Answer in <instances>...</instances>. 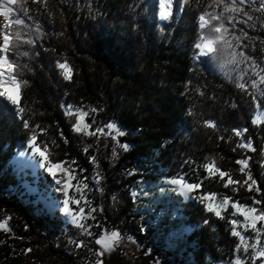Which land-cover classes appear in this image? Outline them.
I'll list each match as a JSON object with an SVG mask.
<instances>
[{
  "label": "trees",
  "instance_id": "trees-1",
  "mask_svg": "<svg viewBox=\"0 0 264 264\" xmlns=\"http://www.w3.org/2000/svg\"><path fill=\"white\" fill-rule=\"evenodd\" d=\"M177 2L173 0V17L164 21L159 18V0H42L39 5L18 0L13 8L30 9L26 22L30 27L12 23L7 30L14 45L18 32L22 40L35 41L19 47V52L28 54L18 60L28 65V70L19 73L28 81L20 89L23 118L46 129L42 134L36 129L38 146L43 149L47 144L50 162L65 161L64 167L72 173L99 177L98 204L103 217L142 244L148 238L135 220L129 191L140 178L157 182L186 174L192 182L203 181L200 194L227 195L241 206H251L253 195L264 197L242 186L246 175L235 163L251 157L253 178L264 189V121L252 123L258 109L250 94L255 90L249 87L245 92L234 81L249 61L239 63L242 58L237 56L233 62L228 55L220 60L194 59V44L202 34L198 16L221 12L223 5L216 7V0H188L181 11ZM237 7L243 11L226 15L242 19L243 12L251 10L253 17L262 19L230 28L225 39L236 45L235 34L243 43L226 51L243 50L264 67V27L260 26L264 12L256 10L257 4ZM16 18L14 11L10 20ZM241 28L252 39L245 38ZM58 62L69 64L72 80L64 79ZM250 79L257 77L248 69L244 80ZM259 87L264 90V84ZM67 105L73 111L95 107L99 125L118 122L126 130L120 141L130 145L129 150L116 148L109 137L97 139L75 132L78 114L68 115ZM260 108L264 109V98ZM205 121L215 122L216 127H208ZM239 128L248 129L244 137L252 138L255 151L238 147L244 138L233 129ZM30 134L18 113L0 98V208L9 216L11 230L0 239V264H32L35 258L42 260L39 264H85L88 258L67 238V234H80L78 228L65 226L56 217L37 215L6 196L7 190L18 185L12 159L27 146ZM204 164H214L241 184L225 188V180L205 177ZM135 168L144 174L127 175ZM113 196L117 199L112 200ZM172 202L180 209L178 224L191 230L184 240L196 264L229 262L237 256L239 238L232 234L230 220L241 217L231 204L221 219L208 213L199 200L174 196Z\"/></svg>",
  "mask_w": 264,
  "mask_h": 264
},
{
  "label": "snow or ice",
  "instance_id": "snow-or-ice-1",
  "mask_svg": "<svg viewBox=\"0 0 264 264\" xmlns=\"http://www.w3.org/2000/svg\"><path fill=\"white\" fill-rule=\"evenodd\" d=\"M18 0H0V17H3L5 21L3 25L4 34L2 37V43H0V77H5L7 75L8 80L11 81V84L15 88V94L8 91L7 88L4 91H0V98L3 99V102L7 103L12 110L17 112L18 115L22 119V124L25 130L30 131V137H28V147L31 149L32 156L34 158L39 157L40 167L44 168L46 172L53 178L56 185H61V179L57 178V170H62L66 175H71L68 173V169L64 168L65 161L53 163L50 162L49 156L47 155L48 147L45 144L42 149L38 146V134L36 129L39 128L40 133H44L46 131L45 128L40 125H31L29 123L30 118H23V113L25 109L21 106V85L24 83H28L26 79L20 77L19 73L28 70V65L26 62H19L18 56L27 55V51L19 52V47L22 44L33 45L35 41L32 38H27L25 40L21 39V34L18 32L16 34V44L12 43L10 34L8 33V29L11 27L12 23L17 26H25L27 25V19H30L28 8H17L14 10L12 7L16 5ZM42 0H32V3H36L39 5ZM188 2V0H178L177 8L179 10H183L184 5ZM245 4H257V11L264 12V0H216V7H220L223 5L221 12H213V13H204L198 16V29L201 30V33L198 36V42L194 44V54L193 57L198 62L201 57H212L214 60L223 59L225 55L231 57L233 62L237 61V56L242 59L239 63H244L245 61H249L246 65V68L241 71L239 75L234 78V81L237 82V88L248 92L249 87L255 90V92L250 93L252 95V99L256 104V107H260V100L264 98V90H262L259 85L264 84V67L261 66V63L257 62L256 58L246 54L245 51L236 52L235 50L231 52H227V49H234L236 47H240L243 43L239 36L233 34V37L236 39L237 44L233 45L231 40L225 39V36L229 33L230 28H234L237 24H245L247 25L249 21H255L262 19L261 17H253L248 12H243L242 19H236L235 16L226 15V13H241L243 11L242 7H237V5L243 6ZM173 0H159V18L164 21H169L173 17ZM16 11L18 14V18L14 21L10 20V15ZM208 17V18H206ZM213 21H217L218 24H213ZM227 25V26H226ZM261 27H264V23H261ZM255 24H253V28ZM204 30H207V34H204ZM240 31L243 33L244 37L247 39H252L248 36L247 30L241 28ZM214 34V35H213ZM220 44V47L217 45ZM246 47V45H245ZM38 54V53H37ZM58 68L62 71L64 79L72 80V69L69 67L67 62H58ZM248 69H251L252 75L256 76L257 79H250V81H245L244 76L248 75ZM7 81L0 80V86H3ZM190 83V82H189ZM258 93V95H257ZM92 111L95 112L97 109L95 107L92 108ZM102 111V110H101ZM75 113L78 114L76 121L74 122V131L77 133H83L86 135H96V133H103V128L97 127L95 131H89L92 127L91 123L85 122V118L89 116V112L83 111L80 108L75 109ZM67 114L73 115V106L67 105ZM257 120L252 121L253 124L257 123ZM208 127H216L215 122L205 121ZM106 128L109 130L106 134L111 137V139L117 141V144L124 151H128L130 145L126 142H121L120 137L126 135V130L118 125V122L111 121L108 122ZM235 135L237 137H242L243 142L238 144L240 148L250 149L255 151V148L252 144L251 137H244V133L248 131L247 128H239L233 129ZM63 135V132H61ZM223 139V137H221ZM65 142H67V138H65ZM235 151V149H233ZM264 151V150H262ZM113 155H117L116 148L112 149ZM23 155V153H21ZM90 159H94V157H90ZM251 157L240 158L235 161L237 165L240 166L239 171L246 175V178L243 181V185L247 188V191L254 192L256 194L264 193V189L258 186V181L253 178V175L250 170L249 160ZM74 164L75 161L73 160ZM98 163V162H97ZM187 163H191V161H187ZM205 171L208 174V177L219 176L221 180L227 176V180L224 183V187L228 188L230 185H240V180H234L228 173L222 171L219 167H215L214 164H204L203 165ZM81 172L86 171L84 169L80 170ZM138 170H133L127 173V175L131 176ZM195 171V169H193ZM186 174H181L177 178L176 176L170 178L168 183L176 186L172 189V191H177L184 195L185 197H189V193L196 192L200 190L203 186V181L200 182H185ZM70 182H65L62 185V189L64 191L65 199L62 202V211L64 215L70 218L72 224L80 227L82 231V235L86 234L88 236H96L95 244L99 245V249H97L94 254L99 257L96 260L95 264H105L104 257L107 253H111L116 250L117 246L120 244L122 239L121 233L119 230L111 231L110 234L100 235L98 233H93L90 231L92 225H86L81 223L78 217L85 216L84 207H78L75 212L72 208H70V200L68 197L67 189L70 187ZM84 187H87L85 184ZM102 190V189H97ZM163 190V189H162ZM233 192H238V189L234 188ZM135 195V193H133ZM117 197L113 196L112 200H116ZM197 199L201 202H207L205 204L206 211L208 213H214L216 217L223 219L222 211H227V206L231 204V208L235 209L236 212L243 215L244 220H230V224L233 225L232 234L240 237V243L237 244V249L243 248V253L241 256L237 257L235 260V264H243V260L247 259L250 264H255L256 260L264 261V243L261 242V235L264 234V197L253 195L252 196V205L251 206H241L238 202H233L232 197L223 196L222 199L215 204L212 201L216 200V195L212 193H201ZM73 202L76 205L80 204V199H73ZM96 209L90 208L89 213L87 214L91 219H95V216L91 214L94 213ZM207 222V221H206ZM258 223H260V227H257ZM242 226L245 230L250 228L255 233V242L247 243V240L253 239L252 237H245L241 231L237 230L235 226ZM0 229H3L5 232H9L10 228L8 226L7 221L0 223ZM129 240H132V237H128ZM76 247H86L84 241H71ZM251 250V251H250ZM26 252H30L31 249H25ZM91 251V250H90ZM229 264H232V261H229Z\"/></svg>",
  "mask_w": 264,
  "mask_h": 264
},
{
  "label": "rangeland",
  "instance_id": "rangeland-1",
  "mask_svg": "<svg viewBox=\"0 0 264 264\" xmlns=\"http://www.w3.org/2000/svg\"><path fill=\"white\" fill-rule=\"evenodd\" d=\"M4 23L5 21L3 20V17H0L1 37H3L4 34ZM0 80L7 81L3 86H0V91H4V89L7 88L8 91L15 94V88L11 84V81L8 80L7 75L5 77H0ZM83 111L89 112V116L85 118V122L91 123L92 125L89 131H95L97 127L103 128L104 130L103 133L98 132L96 135H84L96 137L97 139L105 137L111 138L106 134L109 131L106 128V125H99L96 119L97 111ZM73 112L75 113V111ZM257 119L258 122L255 123L256 125H259L264 121V109L260 107L254 115V120ZM113 141L116 148L122 149L117 144V141ZM21 153H23V155H21ZM11 165L14 168L18 185L16 188L7 190L6 196L10 198L11 201L30 207L37 215L49 216V218L56 217L65 226L71 225L78 228L80 230V234L75 237L70 236L67 233L66 234L68 241L70 242L72 240H82L85 242L86 247L79 248L71 242L74 249L80 250L81 256L88 258L86 262L84 261L85 264H95L99 257H97L94 252L99 249L100 246L96 245L94 242L97 238L96 236H88L86 234L82 235L81 233L83 230L77 225L72 224L70 218L64 215L62 211V202L65 199L64 191L58 189H62V185L65 182H70L71 185L67 189V198L70 200V208H72L74 212L78 207H84L85 209V216L78 217L81 223L92 225L90 231L100 235L110 234V232L114 230H119L121 233L122 239L120 244L117 246L115 251L105 255V264H120L117 260L119 248L122 249L123 260L128 264H144L141 254L148 251H151L154 255L162 259L163 264H196L191 253L186 250L184 240V235L190 233L191 230L182 224H178L181 218V213L179 207L172 202V198L174 196H179L184 201L198 200L197 197L200 195V190L189 193V197L191 198H188L181 195L179 190L172 191V189L176 186L168 183L169 178H161L157 182H152L145 178L138 179L129 191L135 202V220L141 224L142 234L148 238L146 244H142L130 232L122 231L118 227L108 224L106 219L103 217L104 213L98 204V198L100 195V190H97L99 189V177L95 175L90 177L80 176L77 173H72L69 169L68 173L71 175H66L64 171L57 170V178L61 179L62 184L56 185L49 173L46 172L44 168L40 167L39 157L34 158L32 156V152L28 147V144L26 147L19 149L13 157ZM134 170H138L134 173L144 174V170L140 168H135ZM47 176L49 179H46ZM196 176L197 174H192V177ZM205 177L210 178L208 177L207 172ZM211 178L220 179L218 175ZM227 178L228 177L226 176L224 180L226 181ZM189 181L190 180L185 177V182ZM85 184L87 187H84ZM133 193H135V195H133ZM74 198L80 199L79 205H76L73 202ZM221 199L222 197L216 195V200L212 201L214 206ZM206 203L207 202H204V204ZM93 207L96 209V211L91 214L92 216H95L94 220L87 215L90 208ZM3 210L4 209L0 208V223L5 221L8 223L10 222V218ZM237 214L241 217L240 221H243V215L238 212ZM260 226V223H258L257 227ZM235 227L237 230L241 231L245 237L253 238L251 240H247V243L255 242V233L250 228L245 230L240 225ZM10 232L11 230L9 232H5L3 229H0V239L8 236ZM128 237H132V240H129ZM238 238L240 243V237L238 236ZM261 242L264 243V234L261 235ZM68 251H70V249H68ZM242 253L243 248L241 247L238 249L237 256L232 260V264H235L236 258L241 256ZM77 255L78 254H74L76 258ZM41 261L42 260L40 258H35L32 259L31 262L32 264H39ZM206 264H229V262L215 263L208 261ZM243 264H250V262L247 259H244ZM255 264H264V261L256 260Z\"/></svg>",
  "mask_w": 264,
  "mask_h": 264
},
{
  "label": "bare ground",
  "instance_id": "bare-ground-1",
  "mask_svg": "<svg viewBox=\"0 0 264 264\" xmlns=\"http://www.w3.org/2000/svg\"><path fill=\"white\" fill-rule=\"evenodd\" d=\"M0 43H2L1 32H0ZM117 256H118L117 260L120 264H128L123 260V253L121 248L118 249ZM141 257L144 260V264H163V260L160 259L158 256L154 255L151 251L143 252L141 254Z\"/></svg>",
  "mask_w": 264,
  "mask_h": 264
}]
</instances>
